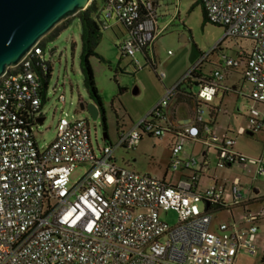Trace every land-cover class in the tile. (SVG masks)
<instances>
[{
    "label": "built area",
    "instance_id": "obj_1",
    "mask_svg": "<svg viewBox=\"0 0 264 264\" xmlns=\"http://www.w3.org/2000/svg\"><path fill=\"white\" fill-rule=\"evenodd\" d=\"M202 2L209 22L225 30L224 40H248L251 46L225 57L222 68L200 84L195 115L186 125L175 128L162 122L168 120L171 102L192 72L168 89L132 129L120 131L116 145L96 151L90 121H70L65 115L57 124L56 139L41 149L34 132L45 120L38 69L52 77L43 40L0 78V264H236L241 254L257 255V223L263 214L248 208L252 199L241 181L235 180L228 191L217 189L214 181L199 191V173L209 161L180 155L184 143L193 140L216 149L225 167L251 162L257 174L264 175V158L248 160L235 152L234 139L204 120L202 107L214 101L225 71L242 62L252 86L249 97L264 106V0ZM108 7L125 29L121 48L135 71L153 68L164 81L167 75L159 70L154 49L161 29L151 1L108 0ZM59 101L64 103L65 97ZM248 126L251 133L261 131L264 111L253 108ZM172 132L180 142L171 147L169 169L192 172L177 185L116 163L117 150L133 151L145 136L161 139ZM81 165L88 171L72 184ZM235 209L243 211L239 219ZM221 210L230 212L231 221L214 226V214ZM168 211L178 215L177 225L161 220V212Z\"/></svg>",
    "mask_w": 264,
    "mask_h": 264
},
{
    "label": "rangeland",
    "instance_id": "obj_2",
    "mask_svg": "<svg viewBox=\"0 0 264 264\" xmlns=\"http://www.w3.org/2000/svg\"><path fill=\"white\" fill-rule=\"evenodd\" d=\"M159 5L156 13L161 33L154 45L156 55L161 61L159 70L166 73V79L160 81L149 68L135 72L131 60L125 57L121 48L123 39L119 28L123 27L114 19L113 29L102 28V38L96 49L97 55L90 59L104 108L103 118L99 117L97 121L92 119L88 111L80 109L81 104L87 105L92 101L84 86L80 66L82 42L78 15L62 22L57 29L65 27L56 36H50L54 33L53 30L48 38H44L47 39L43 49L46 61L52 65V77L46 91V99L42 101V114L45 120L34 129L39 148L49 146L56 139L57 124L65 115L70 121L79 118L90 121L92 142L96 151L110 143L116 145L119 132L132 129L165 97L167 89L173 88L189 72H196L202 67L203 74H208L213 69L212 63L218 60L221 53L233 56L240 49L248 50L251 46L248 40L236 38L224 40L225 30L204 20L202 7L197 4V0H159ZM172 18L175 19L174 23L164 30V24ZM220 42H222L220 47L214 50ZM138 58L141 63L145 62L141 55H138ZM136 88L137 95L133 93ZM247 88L245 86L244 90ZM197 92L198 88L194 85L192 94L196 95ZM62 95L65 97L64 103L59 101ZM179 102H184V99L180 98ZM210 106L219 108L218 123L215 127L218 132L223 133L231 127L233 134L230 136L235 141L236 150L248 160L264 158V128L252 136L247 133L248 129L244 134L237 133L240 126H248L247 118L252 116L254 108L246 96L237 97L233 93L223 97L220 94ZM238 107L240 111L237 110ZM262 107L258 105L257 110L261 111ZM203 108L205 110L203 118L207 121L208 109ZM105 123L110 140L104 139ZM172 146L169 134L161 139L145 136L137 149L133 151L119 149L115 152L114 158L121 167L159 179L166 176L167 182L177 185L182 173H174L170 169L168 171ZM204 152H207L209 165L203 170L204 177L200 179L198 190H206L214 181L217 183V189L225 188L228 191L232 183L239 179L251 199L253 201L256 199L248 208L252 212L263 214L257 225L259 235L264 240V175H258L257 167L251 162L235 163L225 167L219 162L216 149L193 140L184 143L180 157L183 159L196 157L203 161ZM88 168L86 165L79 166L71 177V183L75 184L82 178ZM184 173L192 174L190 171ZM254 189H258L259 193L255 194ZM199 208L203 210L204 204H199ZM234 215L239 219L243 215L242 209H235ZM160 217L169 226L178 223V215L174 211L161 212ZM230 221L229 211L214 214V226L220 222ZM236 264H264V252L259 251L255 256L241 254Z\"/></svg>",
    "mask_w": 264,
    "mask_h": 264
},
{
    "label": "water",
    "instance_id": "obj_3",
    "mask_svg": "<svg viewBox=\"0 0 264 264\" xmlns=\"http://www.w3.org/2000/svg\"><path fill=\"white\" fill-rule=\"evenodd\" d=\"M92 0H0V78L19 65L62 22L87 9ZM191 91V89H189ZM138 94L136 88L133 92ZM94 121L100 115L93 101L80 105ZM44 119L40 121L42 124ZM249 135L253 133L248 132ZM106 140V134L104 133ZM258 194L259 190L254 189Z\"/></svg>",
    "mask_w": 264,
    "mask_h": 264
},
{
    "label": "crops",
    "instance_id": "obj_4",
    "mask_svg": "<svg viewBox=\"0 0 264 264\" xmlns=\"http://www.w3.org/2000/svg\"><path fill=\"white\" fill-rule=\"evenodd\" d=\"M149 1H151V3L153 4V6H154L155 9L158 6H160L159 5V0H149ZM98 5H99L100 12H102L104 15H106V19L101 18V20L103 21L104 24H106V25L109 26V29H111V28L113 29V27H114L113 26V20L116 19V17L111 13V11L101 1H98ZM174 20L175 19L172 18L169 22H167L166 24H164V26H163L164 30L165 29H168L170 27V25H172L174 23ZM116 21H117V19H116ZM118 25H120L119 22H118ZM120 26H118V27H120ZM122 29L119 28V30H120V32L122 34V37L121 38L123 39L125 37V29L124 28H122ZM154 49H155V45H154ZM237 52L233 56H235L237 54ZM141 56L143 57V55H141ZM228 56H230V55H225V54H222L221 53L220 56H218V60L216 62H213L212 63V65H213L212 71L209 72L208 74H204L206 77H208V80L212 77V74H213L214 71L219 70V69L222 68L223 59L225 57H228ZM155 57H156V60H157L158 65H160L161 61L157 57L156 52H155ZM143 59H144V57H143ZM148 68L149 67H146V68H144L141 71H144L145 69H148ZM149 69H151V68H149ZM244 69H245V63L242 62L241 65L237 69L225 71V73H224V79L219 83L220 88H219V91H218V93H217L214 101L216 100L217 97L220 96V94H222L223 97H225V96H229L230 94H233L234 93L235 95H237V97H240V96H243V95L246 96L247 99L252 103V106L254 108L258 109V105H260V104H257L255 102H253L250 99V97H249V95L251 93V90H252V86L247 81V79H246V77L244 75ZM141 71H135V72L138 73V72H141ZM201 82H199V83H201ZM245 86L248 87L247 90H244V87ZM197 88L199 90V86H197ZM181 89L185 90L186 93H190V92H192L193 85L192 84H183L181 86ZM189 89H191V91H189ZM177 95L178 96L171 102V105H170V107L168 109V117H167L168 120L162 122L163 125H165L166 123H168V124L170 123L175 128H178V127H180L182 125L188 124L190 122V120L195 115V111H196V108H197V105H198L197 100H191L189 102H186V100H184V102H179V99L180 98H182V99H186L187 98V100H188V96L185 95V94H181V92L178 93ZM237 102H239V101H237ZM212 103L207 104V105L204 104V105H202V107H207L206 108V109H208L207 114L209 116V119L207 121H211V123H213L212 124V127L215 130H217L215 127H216V124L218 123V112H219V108L218 107H212V106H210ZM237 110L240 111L239 110V107H238ZM260 110L261 111H264V106ZM248 127L249 126H247V125L246 126L245 125L240 126L237 133L244 134L246 132V129H248ZM248 132L249 131H247V133ZM231 133L233 134V132H231V127H228V129L225 132L221 133V134L227 135L228 137L232 138L230 136ZM169 136L171 137V144L172 145L180 142V136L177 133L172 132V133L169 134ZM141 143H140V145H141ZM233 149H234L235 152L241 154L238 150L235 149V147H233ZM182 153H183V151H182ZM170 155H171V152H170ZM203 156H204V158L207 159V152H204L203 153ZM115 161L117 163V160L116 159H115ZM169 163H170V159H169ZM168 171H169V165H168ZM168 171H166V175L168 174ZM184 172H186V171H181L182 174H181V177H180L179 181L181 179H184V178H186L187 176L190 175V174H187V173H184ZM199 174H200V179L202 177H204L203 176L204 175V172H202V173L200 172ZM161 180H164L165 182H167L166 176H165L164 179H161ZM167 183H170V182H167ZM170 184H172V183H170ZM223 190L227 191L225 188ZM252 201H253V199H252ZM260 251L264 252V240L262 238L260 240Z\"/></svg>",
    "mask_w": 264,
    "mask_h": 264
},
{
    "label": "trees",
    "instance_id": "obj_5",
    "mask_svg": "<svg viewBox=\"0 0 264 264\" xmlns=\"http://www.w3.org/2000/svg\"><path fill=\"white\" fill-rule=\"evenodd\" d=\"M98 1H101L109 9L108 0H92V2L87 7V9L84 11H81L78 14V18L81 22V42H82V50H81V55H80V66H81V71H82V75L84 78V86H85V88L89 94L91 101H93L94 103H96L99 106L101 113H104L102 99H101V96L99 95V92H98V89H97V86L95 83V79H94L93 69H92V66L90 63V59L97 55L96 49H97L99 42L102 38V31L101 30L104 26V23L101 20V18L106 19V15H104L99 10ZM197 4H200L202 7L204 20L209 21L207 19L206 10H205V7L203 5L202 0H197ZM155 13H156V9H155ZM156 15H157V13H156ZM157 18H158V16H157ZM63 28H60V29L56 28L54 30V33H52L50 36H52V37L56 36L58 34V32L61 31ZM46 39H44L41 43L43 48L46 46V42H45ZM221 43H220V45H221ZM220 45L215 50H217L220 47ZM49 69H52L51 65H49ZM151 69L154 71L153 68H151ZM38 75L40 76V79L42 81L43 100H45V93L49 87L51 76H50V74H44L40 69H38ZM207 80H208V77H206L203 74L202 67H199L196 72L192 71V73L189 75V77L186 78L180 84V86L178 88V93L181 92V94H185L188 96V100H187V98L184 99V100H186V102H189L191 100H196V96L193 95L192 92L186 93L185 90L181 89V86L183 84H192L193 86L194 85L200 86V84L203 81H207ZM199 82H201V83H199ZM104 131L106 134V140H110L106 123L104 125ZM254 201H256V199ZM251 203H249V204H251ZM221 211H224V210H221Z\"/></svg>",
    "mask_w": 264,
    "mask_h": 264
},
{
    "label": "flooded vegetation",
    "instance_id": "obj_6",
    "mask_svg": "<svg viewBox=\"0 0 264 264\" xmlns=\"http://www.w3.org/2000/svg\"><path fill=\"white\" fill-rule=\"evenodd\" d=\"M103 114H104V113H101V111H100V115H99V117L103 118Z\"/></svg>",
    "mask_w": 264,
    "mask_h": 264
}]
</instances>
